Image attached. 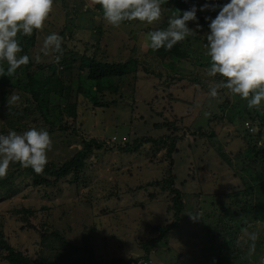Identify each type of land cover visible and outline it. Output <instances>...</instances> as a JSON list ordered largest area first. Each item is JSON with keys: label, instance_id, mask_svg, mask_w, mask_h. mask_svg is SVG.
<instances>
[{"label": "rangeland", "instance_id": "1", "mask_svg": "<svg viewBox=\"0 0 264 264\" xmlns=\"http://www.w3.org/2000/svg\"><path fill=\"white\" fill-rule=\"evenodd\" d=\"M215 2L219 5L226 0ZM175 5L176 0H162L161 18L152 24L134 20L113 27L103 19L95 0H54L43 27L33 30L35 40L29 48L33 68L36 63L57 68V53L44 55L40 49L47 34L59 33L63 27L67 32L62 39V51L75 57L72 67L59 66L61 83L56 76L53 78L55 92L50 98L48 115L56 122L51 126L40 117H28L24 119L25 126L18 123L12 128L0 113V133L7 134L10 129L18 133L29 128L46 129L52 139L47 160L55 166L73 157L84 141L96 139L103 145L85 159L74 182L67 176L58 181L50 178L48 186H34L30 175H20L22 168H8L9 175L15 176L17 193L0 199V240L4 238L28 255L32 264H95V258L74 249L82 246V239L87 236L98 259L141 258L143 243L155 236L150 227L174 220L169 208L171 193L154 183L169 173L182 192L186 209L169 243H159L152 250L150 264H175L176 254L192 250V243L196 247L206 243L212 252L221 254L219 243L212 239L222 230L218 219L224 211L218 200L241 217L243 232L239 239L243 234L247 236L248 226H255L257 232L264 230V224L257 219L242 217L244 205L232 197L233 192L244 188L241 176L252 185L261 182L257 169L264 170V151H259L264 146V125L258 118L259 107L248 108L246 99L225 88L218 89L216 97L209 95L219 77L209 76L207 66L192 63L193 54L206 53L208 30L202 25L193 30L192 35H198L197 38L190 34L184 39L191 46L190 56L175 61L172 67L145 47L148 33L165 28L168 18L177 14ZM208 14L206 10L196 13L203 20ZM82 54L107 61L136 56L150 72L146 73L140 63L135 72L111 79L116 90L104 84L99 91L94 82L84 80L83 86L90 91L78 92L80 77L85 79L87 75ZM194 76L195 80L189 78ZM18 77L25 78L22 67L11 76H0V90L19 95L15 105L25 101L24 95L10 87ZM235 96L240 102L237 117L231 121L226 106L235 102ZM7 99L0 94L2 107L8 105ZM228 117L232 119L229 114ZM200 128L203 133H199ZM259 131L263 133L258 135ZM142 137L162 138L166 144L146 142L134 151H126L127 145H134ZM172 137H176V143L171 151L168 148ZM249 147H253L251 158L245 153ZM241 195L245 200V194ZM23 207L31 208L33 216L21 212ZM52 229L59 230L68 243L43 240L42 232ZM4 253L0 249V264H7L2 258Z\"/></svg>", "mask_w": 264, "mask_h": 264}, {"label": "trees", "instance_id": "2", "mask_svg": "<svg viewBox=\"0 0 264 264\" xmlns=\"http://www.w3.org/2000/svg\"><path fill=\"white\" fill-rule=\"evenodd\" d=\"M200 3H197L199 2ZM176 0V5L174 8L178 12H182L183 10L189 9L193 4L200 6L202 0ZM205 3V0H203ZM216 0H208V2L211 3H218L215 2ZM199 4V5H198ZM97 7L100 8V5L96 3ZM218 11V8L216 10H206L208 12L209 17H214L216 15V12ZM198 17V23L202 25L203 28H206L208 30V22L206 20L201 19ZM129 21H124V23H128ZM188 26L190 28H193V30H197L196 24L194 22L189 21ZM97 30L100 32L101 29L97 26ZM67 29L66 27H63L59 34L64 38L66 35ZM192 35V34H191ZM192 37L197 38L198 35L193 34ZM18 42L20 43L22 47V52L20 55L27 54L29 56V63L27 65H21L20 67L23 68V73L25 75V78L18 77L16 78L15 83L10 85V87L15 88L16 92H20V94L24 95L25 103L22 102L19 105H15L14 103L8 104L6 107H2L0 104V113H2L1 116H3L4 122L7 124V126H10L12 128H16L18 123L25 126L24 119L28 117L36 118L40 117L42 118L46 124H50L51 126L54 125L55 119H52L48 115V109L51 107L52 104H50L51 95L55 92V87L53 83V78L56 76L58 78V81L61 83L62 80V70L61 68H67L72 67V63L74 62V58L72 54L67 55L66 51H62V54L57 53L59 55V60L54 61L56 63L57 68H52V66L49 63H36L35 68H33V61L29 54V48L33 45L35 40V35L32 34L31 36H25L17 34ZM62 47L64 45L62 44ZM190 45L186 44L185 40L178 42L176 45L172 47L170 50H165L163 47H161L158 50L153 51L152 49L148 48L150 52H153L160 61H165L164 64H167L169 67H172L171 64H174L176 60L184 58H188L190 56L189 50ZM147 51V52H149ZM96 52V50H95ZM146 52V53H147ZM71 53V52H70ZM56 55V56H57ZM194 55V58L192 59V63L194 65H199L202 67H209L210 66V59L207 56L205 52L199 53L197 52L196 55ZM80 57H83V66L86 68L87 75L85 79L80 77V82L78 85V92L87 93L90 91V89H87L85 86H83L84 80H88L87 82L91 84L92 82L95 83L96 90L101 91L104 87V84L109 86L110 88H114L113 83L111 82V79L115 77H123L129 73L135 72L137 69V66L142 63L143 70L146 73L150 72V69L144 66L145 62H138L139 59H137L136 56H130L127 57L124 61H107L104 60L102 57L97 58L96 55L92 56H85L81 55ZM85 57V58H84ZM105 57V53H104ZM61 68H60V67ZM154 73L155 71L152 70ZM43 73H46L47 75L45 77H41ZM58 76H57V75ZM157 75H160L158 72ZM181 78V77H180ZM192 80H195L194 77H189ZM172 79L179 80L177 76H172ZM171 79V80H172ZM104 81L102 83L101 81ZM101 89V90H100ZM116 90V88L112 89ZM0 94H3L4 99H7L10 91L8 90H0ZM60 94H62L60 92ZM88 94V93H87ZM238 96V95H236ZM235 96V102L232 103L231 106H226L227 108V118L229 120H233V118L237 117V110H238V104L240 100H237V97ZM65 98V97H64ZM92 98H96L92 96ZM100 104V103H99ZM223 107V105H221ZM259 108L257 112L258 118L262 120V125H264V103L262 106H258ZM6 111H4V109ZM224 108V107H223ZM4 111V112H2ZM229 116L232 118L230 119ZM37 119V118H36ZM262 125L259 124V128H262ZM62 128L63 127H59ZM199 133H203L202 129H199ZM263 133V131H259L258 135ZM176 137H172L171 142L169 143V150L175 149V141ZM159 141L162 142V144H166V141L162 138L156 139L153 137H142L141 139L137 140L134 145H127L126 151H134L135 148L140 146L143 143L153 142L155 144H161ZM102 143L97 142L96 139H91L88 141H84L83 147L81 150H79L73 157H71L68 160L63 161L59 166L51 165L52 163L47 162V164L44 167V170L40 174H36L30 167L24 168L21 167L20 164L17 162L15 164L10 163L9 168H12V171L18 170L19 168H22V170H19L20 175H30L31 176V184L34 186L38 185H44L48 186L51 184L50 178H53L54 180L57 179V181L61 178H66L69 176V181L74 182V180L77 178L78 180V174L81 173V170L84 168L85 165V159L91 155L94 149H100L102 148ZM261 149V146L260 148ZM245 153L247 154V158H251V156L254 154L252 153L253 147H249L246 149ZM260 152L264 151L263 149L259 150ZM153 152H156V149L153 150ZM255 153L257 151H254ZM222 155V154H221ZM224 155H222L223 157ZM229 161V159H228ZM10 169H8L9 171ZM258 178L261 181L259 184H254L249 181V179H246L244 176H241L242 181L241 183L244 185V188L239 191L233 192V198H236L242 205V210L244 211V214L242 215L243 218L248 219L251 217L252 219H257L260 223L264 224V170L257 169ZM15 176L12 174L9 175V172H7V175L3 178H0V199H7L9 197L15 196L17 191L15 190V183H14ZM155 184L160 185L163 190H167L171 193L172 197V205H170V209L172 210L173 214V221L168 222L166 224H155L150 227V232L154 234L155 236L148 239L145 243H143V256L141 258L138 257V259H123L121 257L113 258L111 260H102L96 258V255L94 254V247L91 246L89 237H83L82 239V246H74V249H76V252H83L85 257H92L95 258V264H130L135 263L138 260L141 261L140 264H150L152 262V250L156 247L157 244H168L170 238L173 237V232L175 229L179 226V221L181 219V216L183 214V211H185L186 206L185 202L183 200V195L180 189H178L175 186L174 183V176L169 173L166 178H161L159 180L154 181ZM150 184H153L151 182ZM241 191V192H240ZM241 194H245L246 198L244 199V196ZM238 196V197H237ZM216 199V198H215ZM218 199H221L220 197ZM219 205L221 206V209L224 211V213L221 215V217L218 219L219 221V228L222 229L220 234L213 237V241L218 242L220 249L222 252L221 254H215L212 252L211 248L208 246V244H204L201 247H196V243H192V250H189L183 254H176L174 258L175 264H259L260 259L264 257V230L262 232H257L255 230V226H248L246 229L248 232L255 231L258 233V239L255 244V251L249 252V243L248 237L243 234L242 237L239 239V235L243 232L241 230L242 227V220L239 215H234L232 212L234 210H231L230 208H224L225 204H222V201L219 202ZM21 212L25 214H30L33 216V211L31 208H21ZM236 217H239L238 219ZM237 219V220H236ZM251 225V224H250ZM246 227V226H245ZM48 232V231H47ZM213 234V233H212ZM42 239L46 240L47 243L53 242L55 240H58L62 243H68L65 236L57 229H52L49 231V233L42 232ZM224 241V243H223ZM71 247V246H69ZM210 248V250H209ZM0 249L4 251L3 259L6 261L7 264H32L31 258L24 254L23 252L16 250L14 247H12L4 238H1L0 240ZM69 250H71L69 248ZM72 251V250H71ZM184 257H187V260L184 259ZM133 260V261H132Z\"/></svg>", "mask_w": 264, "mask_h": 264}, {"label": "clouds", "instance_id": "3", "mask_svg": "<svg viewBox=\"0 0 264 264\" xmlns=\"http://www.w3.org/2000/svg\"><path fill=\"white\" fill-rule=\"evenodd\" d=\"M95 3L100 5L103 19L113 27L134 20L152 24L162 15V0H95ZM53 4L54 0H0V76H11L21 65L29 63L27 54L20 55L22 47L17 34L31 36L34 29H41ZM217 8L214 17H204L209 21L204 45L210 59L207 74L219 77L210 87L209 95L216 97L218 89L225 88L246 99L248 108L258 107L264 102V0H226L219 5L205 0L199 9L193 4L170 16L165 28L150 31L145 47L153 51L161 47L172 49L193 33L189 21L194 22L196 28L201 27L197 22L198 10ZM62 39L57 32L47 34L40 51L44 55L62 54ZM59 58L57 55L56 60ZM19 100L18 94H10L7 103ZM51 147L52 139L43 128H29L21 133L10 129L7 134L0 133V178L7 175L10 163L17 162L36 174L42 173ZM247 237L249 252H254L258 233L248 232ZM259 264H264V257Z\"/></svg>", "mask_w": 264, "mask_h": 264}, {"label": "built area", "instance_id": "4", "mask_svg": "<svg viewBox=\"0 0 264 264\" xmlns=\"http://www.w3.org/2000/svg\"><path fill=\"white\" fill-rule=\"evenodd\" d=\"M141 262L140 261H137L136 263H131V264H140Z\"/></svg>", "mask_w": 264, "mask_h": 264}]
</instances>
